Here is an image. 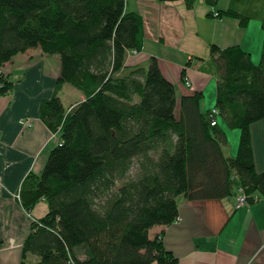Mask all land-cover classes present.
Instances as JSON below:
<instances>
[{"label":"trees","instance_id":"1","mask_svg":"<svg viewBox=\"0 0 264 264\" xmlns=\"http://www.w3.org/2000/svg\"><path fill=\"white\" fill-rule=\"evenodd\" d=\"M184 1L191 9L193 0ZM205 3L210 19H234L242 29L258 20L263 42L257 64L241 46H210L216 99L203 111L200 92L182 96L176 109L175 87L155 58L126 67L128 55L142 51L144 32L125 0H0V96L16 83L2 70L15 56L40 49L60 61L54 92L39 106L57 140L19 194L26 212L41 202L47 211L32 222L20 264L28 255L34 264H178L163 233L151 231L177 221L180 199L240 191L249 206L264 200L250 135L264 120V0H231L225 9ZM65 85L83 100L64 107ZM219 119L240 131L234 157L224 152Z\"/></svg>","mask_w":264,"mask_h":264},{"label":"crops","instance_id":"2","mask_svg":"<svg viewBox=\"0 0 264 264\" xmlns=\"http://www.w3.org/2000/svg\"><path fill=\"white\" fill-rule=\"evenodd\" d=\"M230 1L218 0L216 8L225 9ZM125 10L141 17L144 32L142 51L129 54L126 67H147L148 60L155 58L163 76L175 87L176 109L182 96L194 92L203 95V111L214 108L216 78L208 70L212 69L208 61L211 45L220 49L241 46L250 56L253 49L256 58H251L252 62L259 59L257 39L255 47L251 39L245 40L247 30L238 35L234 19L208 18L211 9L205 0H193L191 9L184 0H125ZM251 22H258L252 23L254 31L260 28L258 20L248 25ZM59 68V57L46 56L40 49L19 54L2 68L16 83L0 96V264H20L32 222L46 213L39 207L43 202L26 212L17 195L28 174L41 173L55 144V137L39 118V106L52 96ZM182 71L191 88L181 80ZM65 91L76 96L69 105L83 100L80 93L65 85L59 93L61 101ZM23 119L30 122L29 127L22 125ZM250 135L255 170L263 173L264 120L250 126ZM226 136L229 141L228 133ZM237 145L238 139L228 142L225 154L232 157ZM235 205L236 196L200 202L180 199L177 221L153 228L152 236L163 233L164 247L178 264H264V200L240 209Z\"/></svg>","mask_w":264,"mask_h":264},{"label":"rangeland","instance_id":"3","mask_svg":"<svg viewBox=\"0 0 264 264\" xmlns=\"http://www.w3.org/2000/svg\"><path fill=\"white\" fill-rule=\"evenodd\" d=\"M252 23H254V24H256V23H258V22H251L249 25H247L248 27H246V28H240V30L241 31H239V28L238 29H236L235 28V32L238 34V32H239V34L238 35H241V32L242 31H245V30H247V33H246V35H245V40H247V41H249L250 39V41H252V43L255 45V47H256V43L254 42V41H256V39H257V54L259 53V55H258V58L260 59V54H261V48L260 49H258L261 45H262V42H263V31H262V29H261V23L259 22V29H257L256 30V28H255V31L253 30L254 29V25L252 24ZM258 39H259V42H258ZM261 44V45H260ZM252 49V48H251ZM131 55H133V54H131ZM251 58L253 59V61H254V58H256V50L254 51L253 49H252V53H251ZM259 59H258V61H259ZM258 61H256V63L255 64H257L258 63ZM186 78V77H185ZM185 78H184V81H183V83H184V85H185ZM189 80V79H188ZM215 85H216V83H215ZM186 86V85H185ZM75 98H76V96L75 95H73V94H68V92L67 91H65V93H64V97H63V99H62V103H63V105H64V107H67V106H69V104L71 103V102H73V100H75ZM214 105H215V100H214ZM213 107V106H212ZM219 125H220V127L222 128V129H225V131H226V133H228V142L230 143L232 140H236L237 141V139H238V142H239V137H240V131L238 130V129H233V130H230V129H228L227 127H226V125H225V123L222 121V119H219ZM52 138H53V136H52ZM54 140H57L56 139V137L54 138ZM55 145V144H54ZM230 146V145H229ZM52 147H53V145H52ZM236 152H237V149H236ZM236 152L233 154V156L232 157H234L235 155H236ZM239 194H240V192L238 191L237 192V196H236V199H237V197L239 196ZM39 207H41V209H46V211H47V206L45 205V204H41ZM27 262L29 263V264H34L35 262H36V260H35V256H34V258L31 256V255H28V258H27Z\"/></svg>","mask_w":264,"mask_h":264},{"label":"built area","instance_id":"4","mask_svg":"<svg viewBox=\"0 0 264 264\" xmlns=\"http://www.w3.org/2000/svg\"><path fill=\"white\" fill-rule=\"evenodd\" d=\"M133 55H135L136 53L133 52ZM185 85L188 88H191V84L190 81L188 80V78H185ZM214 114H216L215 111H213ZM21 123L24 127H29L30 126V122L28 120H21ZM215 123L213 122L212 125H214ZM54 137V136H53ZM240 192V191H239ZM17 198L19 199V195H17ZM245 207H249V205L246 202L245 197L240 193L239 196L236 199V205L235 208L236 209H240V208H245Z\"/></svg>","mask_w":264,"mask_h":264}]
</instances>
